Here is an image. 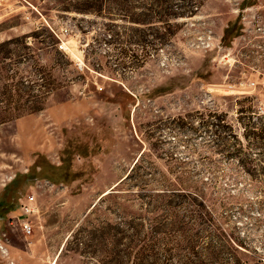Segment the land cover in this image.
Segmentation results:
<instances>
[{"label": "rangeland", "instance_id": "rangeland-1", "mask_svg": "<svg viewBox=\"0 0 264 264\" xmlns=\"http://www.w3.org/2000/svg\"><path fill=\"white\" fill-rule=\"evenodd\" d=\"M263 125L264 0H0L16 264H264Z\"/></svg>", "mask_w": 264, "mask_h": 264}, {"label": "built area", "instance_id": "built-area-1", "mask_svg": "<svg viewBox=\"0 0 264 264\" xmlns=\"http://www.w3.org/2000/svg\"><path fill=\"white\" fill-rule=\"evenodd\" d=\"M64 46H60L63 49ZM20 215L7 219V225H2L4 220L0 219V262L4 264H16L11 252L10 231H21L25 237L32 236L34 233V224L27 219L28 216L39 212L36 206L35 196L31 195L22 198L19 201Z\"/></svg>", "mask_w": 264, "mask_h": 264}, {"label": "trees", "instance_id": "trees-1", "mask_svg": "<svg viewBox=\"0 0 264 264\" xmlns=\"http://www.w3.org/2000/svg\"><path fill=\"white\" fill-rule=\"evenodd\" d=\"M90 9H94V10H96L95 12H99V10H97L96 8H90ZM79 10H83V9H79ZM51 35H52V33H51ZM21 41H24V39L22 38V39H17L15 41H8L5 45H10L14 42H21ZM41 110H42V106H39V107H34L33 109L30 110V112H36V111H41ZM259 130L262 132V134H264V125L259 127ZM5 205L9 206L6 202H5Z\"/></svg>", "mask_w": 264, "mask_h": 264}, {"label": "bare ground", "instance_id": "bare-ground-1", "mask_svg": "<svg viewBox=\"0 0 264 264\" xmlns=\"http://www.w3.org/2000/svg\"><path fill=\"white\" fill-rule=\"evenodd\" d=\"M108 193H109V192H106L105 195L108 194Z\"/></svg>", "mask_w": 264, "mask_h": 264}]
</instances>
